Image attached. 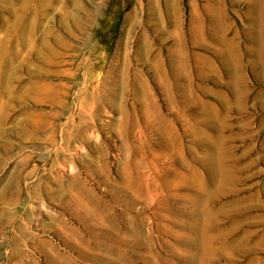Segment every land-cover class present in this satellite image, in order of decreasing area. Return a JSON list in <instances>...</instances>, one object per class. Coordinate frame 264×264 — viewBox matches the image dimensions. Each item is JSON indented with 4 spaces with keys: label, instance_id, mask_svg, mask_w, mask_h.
I'll return each instance as SVG.
<instances>
[{
    "label": "rangeland",
    "instance_id": "374dc122",
    "mask_svg": "<svg viewBox=\"0 0 264 264\" xmlns=\"http://www.w3.org/2000/svg\"><path fill=\"white\" fill-rule=\"evenodd\" d=\"M0 264H264V0H0Z\"/></svg>",
    "mask_w": 264,
    "mask_h": 264
},
{
    "label": "bare ground",
    "instance_id": "6f19581e",
    "mask_svg": "<svg viewBox=\"0 0 264 264\" xmlns=\"http://www.w3.org/2000/svg\"><path fill=\"white\" fill-rule=\"evenodd\" d=\"M172 5H173V4H172ZM173 7H174V6H173ZM173 7H172V8H173ZM175 7H176V6H175ZM174 12H175V10H174ZM195 206L198 207V200L195 201Z\"/></svg>",
    "mask_w": 264,
    "mask_h": 264
}]
</instances>
